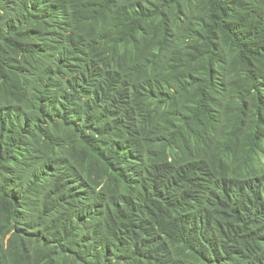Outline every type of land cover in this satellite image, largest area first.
I'll return each mask as SVG.
<instances>
[{"label": "trees", "instance_id": "trees-1", "mask_svg": "<svg viewBox=\"0 0 264 264\" xmlns=\"http://www.w3.org/2000/svg\"><path fill=\"white\" fill-rule=\"evenodd\" d=\"M0 264H264V0H0Z\"/></svg>", "mask_w": 264, "mask_h": 264}]
</instances>
